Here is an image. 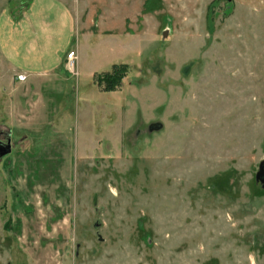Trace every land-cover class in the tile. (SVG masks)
<instances>
[{
    "label": "rangeland",
    "instance_id": "374dc122",
    "mask_svg": "<svg viewBox=\"0 0 264 264\" xmlns=\"http://www.w3.org/2000/svg\"><path fill=\"white\" fill-rule=\"evenodd\" d=\"M64 2L74 67L0 85V264H264V0Z\"/></svg>",
    "mask_w": 264,
    "mask_h": 264
},
{
    "label": "crops",
    "instance_id": "0c3cea01",
    "mask_svg": "<svg viewBox=\"0 0 264 264\" xmlns=\"http://www.w3.org/2000/svg\"><path fill=\"white\" fill-rule=\"evenodd\" d=\"M76 31L64 0H0V85L39 86L62 76L67 52L77 54Z\"/></svg>",
    "mask_w": 264,
    "mask_h": 264
},
{
    "label": "trees",
    "instance_id": "16d2710c",
    "mask_svg": "<svg viewBox=\"0 0 264 264\" xmlns=\"http://www.w3.org/2000/svg\"><path fill=\"white\" fill-rule=\"evenodd\" d=\"M119 68H120L119 65L114 64V65L111 66V69L104 74L103 78H104V80L106 78L105 82L108 84V86L105 84L106 86L103 87V89L112 90V89H114V87H116L117 83H116V81H114V82L112 81L113 77H110V75H112V74H114L116 72L119 75V78H121L127 72L126 68L124 66L122 67L121 70H119ZM97 82H98L99 86H102L101 85L102 84L101 80H98ZM103 83H104V81H103Z\"/></svg>",
    "mask_w": 264,
    "mask_h": 264
},
{
    "label": "water",
    "instance_id": "95a60500",
    "mask_svg": "<svg viewBox=\"0 0 264 264\" xmlns=\"http://www.w3.org/2000/svg\"><path fill=\"white\" fill-rule=\"evenodd\" d=\"M10 150V145H9V140L5 144L0 143V155L9 152ZM256 181H259L262 183V187L264 188V161H262L259 164V170L255 175Z\"/></svg>",
    "mask_w": 264,
    "mask_h": 264
},
{
    "label": "built area",
    "instance_id": "2783aa9c",
    "mask_svg": "<svg viewBox=\"0 0 264 264\" xmlns=\"http://www.w3.org/2000/svg\"><path fill=\"white\" fill-rule=\"evenodd\" d=\"M76 59L75 52L73 50L68 51L66 54V64L68 68H73L74 67V62ZM18 80H24L25 76L24 75H17Z\"/></svg>",
    "mask_w": 264,
    "mask_h": 264
}]
</instances>
